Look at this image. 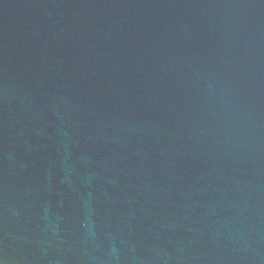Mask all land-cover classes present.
<instances>
[{"label": "water", "instance_id": "1", "mask_svg": "<svg viewBox=\"0 0 264 264\" xmlns=\"http://www.w3.org/2000/svg\"><path fill=\"white\" fill-rule=\"evenodd\" d=\"M0 264H264V0H0Z\"/></svg>", "mask_w": 264, "mask_h": 264}]
</instances>
